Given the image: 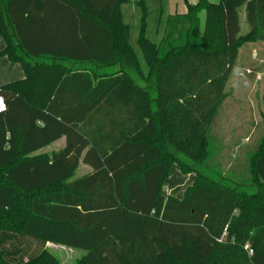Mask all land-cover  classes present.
Returning a JSON list of instances; mask_svg holds the SVG:
<instances>
[{
  "label": "trees",
  "instance_id": "trees-1",
  "mask_svg": "<svg viewBox=\"0 0 264 264\" xmlns=\"http://www.w3.org/2000/svg\"><path fill=\"white\" fill-rule=\"evenodd\" d=\"M126 1L0 0V56L25 72L0 86V264H58L48 242L83 250L71 264H264V131L224 171L210 148L238 48L264 41V0L187 3L158 40L137 0L140 56ZM172 164L194 174L180 198L162 194Z\"/></svg>",
  "mask_w": 264,
  "mask_h": 264
},
{
  "label": "crops",
  "instance_id": "crops-1",
  "mask_svg": "<svg viewBox=\"0 0 264 264\" xmlns=\"http://www.w3.org/2000/svg\"><path fill=\"white\" fill-rule=\"evenodd\" d=\"M208 1L218 2L219 0H208ZM184 2L185 3L182 5L181 11L173 13L170 12V10L167 8L166 0H163V16L161 18V25H162L161 27H163V21L166 16L185 13L187 11L186 4L187 3L193 4L196 2V0H185ZM203 19H204V13H203ZM238 19H239V26H240V21H242V23L246 22L245 14H244V6H241L238 9ZM199 20L201 23L200 17ZM202 24H203V20L201 25ZM247 30H248V26H247ZM4 46H5L4 41L0 37V51L4 48ZM262 50H264V41L245 43L238 48L237 57L235 59V62L233 64L230 73L232 77L230 81L228 78L227 83L228 82L229 83L227 86V90H225L228 96L226 97L225 102L223 103L222 106H224L227 100L229 101L234 100L237 102L245 103L246 106L251 108L250 104L252 103V99L255 100V97H257V101H256L257 104L261 105L260 97L262 91H264V51ZM240 54L243 57L242 61L241 60L239 61L238 58ZM237 63L240 66L236 67L237 69L235 73H233V68ZM24 78H25V72L21 63L10 60L7 56H0V86L13 81L22 80ZM233 119H234L233 117H220L219 119H217V167L222 169L223 171L229 169L233 159L239 156L237 150L236 152L233 150V148L238 149L236 148L237 147L236 143H239L238 147L244 146L245 153H247L248 149L252 146V144H250L252 139L251 135L255 130V127L261 124V123L259 124L254 123L252 117H245V119L243 120L241 119L243 121V124L245 125L244 129H242L241 127H236L231 123ZM260 130L261 132L264 131V122H262V127L260 128ZM54 143L56 144V147L54 150L51 151H56L61 147H63L65 143V138L60 137L57 140L45 145L44 147H49L51 144ZM40 149H43V147ZM38 150H36L33 154L51 152V151L37 152ZM236 163H237L235 166L236 169L235 170L232 169V171H234L232 174L236 178L245 177L247 161L245 160L244 163L241 157L240 163L238 162ZM82 164L86 166L85 167L86 170L79 176L86 174L91 170L90 166L84 163ZM175 169L176 171L178 170V172H180L176 165H175ZM193 179H194V175H191V173H187L186 177H183L182 180L179 179V183H177V185L174 188H171V190L167 191V193L163 191L162 194L164 196L173 195L180 198L183 194V189H185L186 185H189L193 181ZM173 189H175L176 191L175 194H172ZM46 245L54 246L53 243H49V242Z\"/></svg>",
  "mask_w": 264,
  "mask_h": 264
},
{
  "label": "rangeland",
  "instance_id": "rangeland-1",
  "mask_svg": "<svg viewBox=\"0 0 264 264\" xmlns=\"http://www.w3.org/2000/svg\"><path fill=\"white\" fill-rule=\"evenodd\" d=\"M184 1L185 0H166L167 8L170 10V12H173V13L174 12H180L182 5L185 3ZM136 2H137V0H127L122 5L121 10H122V13L124 16V20L127 23H129L131 26L130 38H131L132 45L136 49L137 54L140 56V52L137 49L136 44H135V39H136L137 32H138V30H137L138 18H139V13H140L138 8L136 7ZM148 2H149V4H151V7L153 8V11L155 14V15L151 16L149 18V21H148L149 36L153 39L158 40L160 38V35L162 32V27H161L162 25L160 23L159 26L156 27V23L154 20L156 17V14H157V3L154 0H148ZM199 17H200L201 23H202L203 13H200ZM156 29H157V31H155ZM246 31H247L246 22L242 23V21H240L239 33L243 34ZM243 49H245V48H243ZM262 51H264V50H262ZM238 58H239V61L240 60L242 61V59H243L241 54L239 55ZM238 66H240L238 63L234 66L233 73H235V71L237 69L236 67H238ZM231 77H232V75H230L229 81H230ZM228 83L226 85L225 90H227ZM256 101H257V97H255V100L252 99V103L250 104L251 108H250V107L246 106L245 103L237 102L234 100H231V101L227 100L226 103L224 104V106H222L219 109V111L216 114V116L213 120V123L211 124V127H210V129H211L210 130V138H211L210 148H211V153L215 155L214 162L216 161L215 162L216 164H217V119H219L220 117H233L234 119L232 120L231 123L236 127H241L242 129H244V127H245V125L243 124V121H242L243 119H245V117H252L253 122L256 124L261 123L259 126L255 127V130L253 131V133L251 135L252 136L251 137L252 139L250 142V144H251L252 141L254 142L255 139L258 137L259 133L261 132L260 128L262 127V117H261L262 106L258 105ZM55 147H56V144L54 143V144H51L49 147H43V149H39L37 152L51 151V150H54ZM233 150L236 152V150H239V148L238 149L233 148ZM85 167L86 166L83 165L82 162H80L79 166L75 172L74 177H77L80 174H82L86 170ZM186 174H183V173L181 174L180 172H178V170L176 171L175 164H172L171 168L169 170L168 176H167L166 180L164 181L163 191L165 193H167V191L171 190V188H174L177 185V183H179V179L182 180L183 177H186ZM191 175H194V174L191 173ZM189 185H186L185 189ZM179 189H180V187H179ZM185 189H183V191ZM172 192H173L172 194H175V192H176L175 189H173ZM47 247H48V249H50L51 253H53L55 255V257L58 258V264H71L76 257H78L79 255H81L83 253V250H81L79 248L68 247V246H64V245L54 244V246L48 245ZM44 264H47V263L45 262Z\"/></svg>",
  "mask_w": 264,
  "mask_h": 264
},
{
  "label": "built area",
  "instance_id": "built-area-1",
  "mask_svg": "<svg viewBox=\"0 0 264 264\" xmlns=\"http://www.w3.org/2000/svg\"><path fill=\"white\" fill-rule=\"evenodd\" d=\"M3 108H4V105H3L2 99L0 98V110H2Z\"/></svg>",
  "mask_w": 264,
  "mask_h": 264
}]
</instances>
